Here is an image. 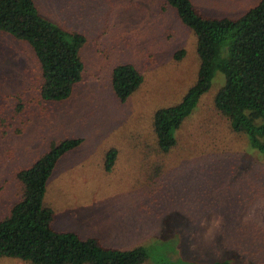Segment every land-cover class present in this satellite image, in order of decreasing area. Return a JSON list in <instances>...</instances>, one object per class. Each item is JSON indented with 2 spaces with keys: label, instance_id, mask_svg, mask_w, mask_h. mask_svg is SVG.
Listing matches in <instances>:
<instances>
[{
  "label": "rangeland",
  "instance_id": "1",
  "mask_svg": "<svg viewBox=\"0 0 264 264\" xmlns=\"http://www.w3.org/2000/svg\"><path fill=\"white\" fill-rule=\"evenodd\" d=\"M35 1L62 29L87 37L86 70L69 100L41 101L34 51L0 32V220L19 198L18 172L52 144L78 138L84 142L60 160L48 184L45 203L55 210L56 231L95 237L109 247L144 245L147 264H169L181 255L186 259L179 264L234 258L264 264V184L242 170L262 164L247 155V139L232 132L214 105L225 83L222 72L179 131L176 150L162 158L167 165L158 191L140 188L148 186L156 159L147 157L156 148L154 115L183 99L200 68L197 37L174 8L163 0ZM192 1L216 18H238L260 2ZM126 63L145 81L123 103L112 74ZM113 148L119 155L108 172ZM175 215L183 218L173 234L180 241L163 243L175 229ZM0 264L30 263L4 258Z\"/></svg>",
  "mask_w": 264,
  "mask_h": 264
},
{
  "label": "trees",
  "instance_id": "2",
  "mask_svg": "<svg viewBox=\"0 0 264 264\" xmlns=\"http://www.w3.org/2000/svg\"><path fill=\"white\" fill-rule=\"evenodd\" d=\"M163 1L174 8L182 23L195 33L200 68L196 83L183 99L155 113L156 148L147 157L151 159L155 154L156 159L151 160L153 171L147 178L148 186L140 188L145 189V193H153L162 185L167 165L162 158L178 147L179 131L196 111L201 98L211 90L218 71L224 74L225 83L215 96L214 105L227 119L232 132L247 139V155L251 153L249 156L264 167V0L238 18L208 16L192 0ZM0 32L29 45L34 51L41 70L37 87L41 101L62 102L72 97L86 70L83 51L88 39L84 34L62 29L42 14L35 0H0ZM185 54L183 50L175 57L180 60ZM144 81V75L134 64L118 65L112 74L114 93L123 103ZM1 89L0 80V94ZM83 142L76 138L54 143L50 151L18 172L19 198L0 220V259L11 258L30 264L152 263L149 248L144 245L129 249L109 247L95 237L85 238L77 232L54 229L55 210L45 203L48 184L60 160ZM118 155L115 148L107 153L106 171H112ZM262 166L255 169L253 166L252 170L244 164L242 170L250 171L248 178L254 176L264 184ZM174 218L175 229L172 227V235L162 239L163 243L171 239L180 241L179 237L175 239L174 231H178L183 218L176 215ZM184 259L181 255L175 261L169 260V264H179ZM192 264L248 263L234 258Z\"/></svg>",
  "mask_w": 264,
  "mask_h": 264
}]
</instances>
